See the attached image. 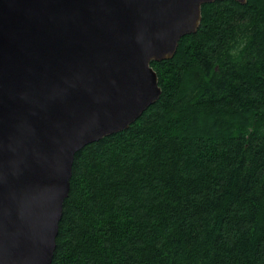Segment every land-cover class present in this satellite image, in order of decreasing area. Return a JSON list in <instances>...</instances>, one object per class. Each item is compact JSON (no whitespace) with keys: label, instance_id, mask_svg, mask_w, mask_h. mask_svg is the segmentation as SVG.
I'll list each match as a JSON object with an SVG mask.
<instances>
[{"label":"trees","instance_id":"obj_1","mask_svg":"<svg viewBox=\"0 0 264 264\" xmlns=\"http://www.w3.org/2000/svg\"><path fill=\"white\" fill-rule=\"evenodd\" d=\"M152 66L160 99L76 154L52 264H264V0Z\"/></svg>","mask_w":264,"mask_h":264},{"label":"water","instance_id":"obj_2","mask_svg":"<svg viewBox=\"0 0 264 264\" xmlns=\"http://www.w3.org/2000/svg\"><path fill=\"white\" fill-rule=\"evenodd\" d=\"M215 1L0 0V264H52L76 154L160 99Z\"/></svg>","mask_w":264,"mask_h":264}]
</instances>
